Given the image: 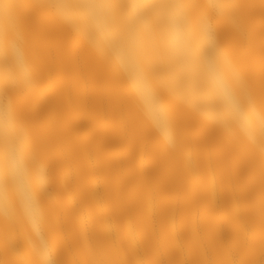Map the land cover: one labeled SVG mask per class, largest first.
<instances>
[{
	"label": "bare ground",
	"instance_id": "obj_1",
	"mask_svg": "<svg viewBox=\"0 0 264 264\" xmlns=\"http://www.w3.org/2000/svg\"><path fill=\"white\" fill-rule=\"evenodd\" d=\"M0 264H264V0H0Z\"/></svg>",
	"mask_w": 264,
	"mask_h": 264
}]
</instances>
